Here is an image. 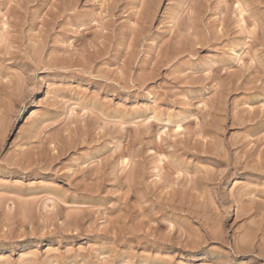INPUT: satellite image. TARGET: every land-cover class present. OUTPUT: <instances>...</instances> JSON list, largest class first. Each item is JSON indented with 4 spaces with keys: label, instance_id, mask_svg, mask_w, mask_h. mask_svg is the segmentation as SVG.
Returning a JSON list of instances; mask_svg holds the SVG:
<instances>
[{
    "label": "rangeland",
    "instance_id": "rangeland-1",
    "mask_svg": "<svg viewBox=\"0 0 264 264\" xmlns=\"http://www.w3.org/2000/svg\"><path fill=\"white\" fill-rule=\"evenodd\" d=\"M263 155L264 0H0V264H264Z\"/></svg>",
    "mask_w": 264,
    "mask_h": 264
},
{
    "label": "bare ground",
    "instance_id": "bare-ground-1",
    "mask_svg": "<svg viewBox=\"0 0 264 264\" xmlns=\"http://www.w3.org/2000/svg\"><path fill=\"white\" fill-rule=\"evenodd\" d=\"M263 156H264V155H263ZM263 156H262V158H264ZM260 160H261V159H260ZM261 162H262V161H261ZM261 162H260V163H261ZM258 163H259V162H258ZM258 163H257V164H258ZM260 163H259V165H257V166H261V165H262V168H263V166H264V160H263V162L261 163V165H260ZM247 166H248V165H247ZM257 166H256V168H257ZM250 167H251V166H250ZM252 167H253V166H252ZM259 169H261V167H260ZM257 170H258V169H257ZM229 174H230V173H227V174H226V177H227V175H229ZM245 212H246V211H245ZM247 239H248V238H247ZM237 247H238V246H237Z\"/></svg>",
    "mask_w": 264,
    "mask_h": 264
}]
</instances>
